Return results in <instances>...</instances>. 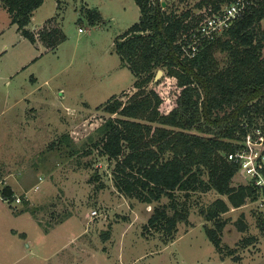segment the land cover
Returning a JSON list of instances; mask_svg holds the SVG:
<instances>
[{
  "label": "rangeland",
  "instance_id": "1",
  "mask_svg": "<svg viewBox=\"0 0 264 264\" xmlns=\"http://www.w3.org/2000/svg\"><path fill=\"white\" fill-rule=\"evenodd\" d=\"M198 1L180 7L204 12L194 6ZM90 8L101 13L96 24ZM140 15L135 0H45L28 28L35 32L55 19L65 40L53 49L22 35L0 0V264H264L258 201L222 215L228 223L219 251L205 231L214 223L202 209L221 195L178 191L189 216L168 237L146 225L154 208L170 199L146 203L126 196L114 183L115 161L93 148L97 128L111 115L100 106L137 91L115 42ZM215 57L226 66L225 51L216 49ZM88 149L93 152L85 154ZM246 179L238 173L233 184ZM6 185L15 188V200L3 198Z\"/></svg>",
  "mask_w": 264,
  "mask_h": 264
},
{
  "label": "trees",
  "instance_id": "2",
  "mask_svg": "<svg viewBox=\"0 0 264 264\" xmlns=\"http://www.w3.org/2000/svg\"><path fill=\"white\" fill-rule=\"evenodd\" d=\"M1 1L11 23L32 42L40 40L54 49L65 40L53 18L35 32L28 28L45 0ZM135 1L140 19L116 39L115 50L135 76L137 91L127 101L113 96L100 106L111 115L97 128L93 148L115 161L114 183L126 196L146 203L170 199L154 208L146 225L167 231L168 237L173 238L178 223L189 216L178 191L188 197L197 191L220 194L202 214L214 223L205 231L221 251L228 223L222 215L259 196L253 183L233 184L239 164L228 154L243 138L247 123L264 119V0H248L239 19L216 40L201 41L194 55L187 49L199 38L196 29L234 0H199L194 5L204 9L199 13L193 7L181 9L188 0ZM88 15L91 24L101 19L98 9L90 8ZM216 49L226 52V66L219 65ZM159 69L165 79L155 82ZM152 81L155 85L148 88ZM115 113L120 116L113 117ZM92 152L88 149L85 154ZM95 180L100 181L97 173ZM99 185L104 187L102 182ZM2 196L16 199L10 185L2 189ZM262 221L264 231V217ZM240 228H246L242 219Z\"/></svg>",
  "mask_w": 264,
  "mask_h": 264
},
{
  "label": "built area",
  "instance_id": "3",
  "mask_svg": "<svg viewBox=\"0 0 264 264\" xmlns=\"http://www.w3.org/2000/svg\"><path fill=\"white\" fill-rule=\"evenodd\" d=\"M248 0H234L220 12L207 17L196 29L199 38L194 40L188 50L194 55L203 40H216L242 15ZM81 30V29H80ZM243 138L235 143V149L228 154V158L239 164V172L246 177L247 183L257 186L259 205L264 206V119L260 117L253 124L247 123ZM18 201H21L17 197ZM94 213H97L95 210Z\"/></svg>",
  "mask_w": 264,
  "mask_h": 264
},
{
  "label": "water",
  "instance_id": "4",
  "mask_svg": "<svg viewBox=\"0 0 264 264\" xmlns=\"http://www.w3.org/2000/svg\"><path fill=\"white\" fill-rule=\"evenodd\" d=\"M163 73H164V71L162 69H159L158 70V72H157V74L155 76V79H154L155 82L158 81L161 78V76L163 75Z\"/></svg>",
  "mask_w": 264,
  "mask_h": 264
},
{
  "label": "crops",
  "instance_id": "5",
  "mask_svg": "<svg viewBox=\"0 0 264 264\" xmlns=\"http://www.w3.org/2000/svg\"><path fill=\"white\" fill-rule=\"evenodd\" d=\"M29 129H30V127H28V128L26 127V132H27ZM13 189H15V188L13 187Z\"/></svg>",
  "mask_w": 264,
  "mask_h": 264
}]
</instances>
